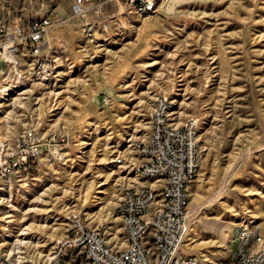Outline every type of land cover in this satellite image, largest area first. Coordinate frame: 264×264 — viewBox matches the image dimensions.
I'll list each match as a JSON object with an SVG mask.
<instances>
[{"label": "rangeland", "instance_id": "374dc122", "mask_svg": "<svg viewBox=\"0 0 264 264\" xmlns=\"http://www.w3.org/2000/svg\"><path fill=\"white\" fill-rule=\"evenodd\" d=\"M73 1L0 0L9 19H63L50 41L61 39L67 57L40 82L54 87L16 79L0 90V139L35 118L43 131L64 121L70 149L69 162L42 166L10 202L0 197V256L47 255L72 201L108 243L121 242L115 206L126 170L113 157L126 153L128 137L148 132V107L161 96L178 123L198 120L201 163L189 187L183 251L198 264H231L239 226L258 225L264 236V0H169L159 12L157 0L143 17L121 0H90L85 20L107 28L88 43ZM72 264L88 262L74 253Z\"/></svg>", "mask_w": 264, "mask_h": 264}, {"label": "built area", "instance_id": "2783aa9c", "mask_svg": "<svg viewBox=\"0 0 264 264\" xmlns=\"http://www.w3.org/2000/svg\"><path fill=\"white\" fill-rule=\"evenodd\" d=\"M89 1L74 0L71 7L73 17L81 20L86 43L94 40L96 30L107 28L100 20H85ZM121 1L128 14L138 17H143L138 15V8L146 7L149 2ZM168 2L160 0L157 12ZM63 22L46 13L26 21L0 16V90L16 79L28 80L30 86L54 87L32 80L31 72L54 74V61L67 59L63 41L58 38L55 45L50 41V33ZM24 52H32V60H25ZM101 102L107 104L108 98L102 96ZM171 112L166 108L165 97H154L147 110L152 116L150 142L142 143L141 137L137 154L126 155L124 148L113 157L124 167L126 163H135L144 170V179H137L133 188L127 190L126 207L116 212L120 223L128 225V235H122L119 243L117 238H113V243H106L104 228L91 225L84 211L72 201L65 215L64 234L56 239L47 255L29 257L31 264H72L74 253L84 255L88 264H93V259H101V264H198L197 258L185 254L182 248L185 228L190 226L189 187L195 178L190 177V165L200 167L201 163L198 135H195L198 120L190 117L189 124L176 126V122L168 120ZM41 124L35 118L0 139V185L6 186V193L0 197L5 201L10 202L11 195L28 186L42 166L70 161L69 134L64 121L52 123L44 131ZM141 155H149L147 165H139ZM15 171H23V181L14 180ZM159 188H166L168 207L165 210H158V202H152V194L159 193ZM248 225L239 226L234 236L236 247L231 252V260H238V264H258V258L264 254L260 227L257 240H263V247H257V253H250V246L245 245ZM146 230H153V237H146ZM153 244H160V251H153ZM66 249H73V256H66ZM0 264H10V257L1 255Z\"/></svg>", "mask_w": 264, "mask_h": 264}, {"label": "bare ground", "instance_id": "6f19581e", "mask_svg": "<svg viewBox=\"0 0 264 264\" xmlns=\"http://www.w3.org/2000/svg\"><path fill=\"white\" fill-rule=\"evenodd\" d=\"M158 4L157 0H149L147 2L146 7L138 8V15H150L157 10ZM25 60H32V52H24ZM56 68V63L52 64V73ZM52 74H46L44 72H31V76L33 80L45 81L51 77ZM17 88V87H16ZM2 98V97H1ZM17 98H13V102H16ZM166 108L170 109V103L166 100ZM168 113L169 122H176V126H184L185 124L190 123V118H187L185 121L178 123L175 120L174 111ZM148 123V132L142 137V143H149L150 136H152V116L148 113L147 118ZM195 135H197V127L195 126ZM140 150V138L127 141V151L131 153V151L138 153ZM126 151V155H128ZM120 168H118L119 172H122V168L126 170V173L122 176L120 181H123V186L120 191V196L118 202L115 206V211H121L126 207V195L127 190L133 188L134 184L137 183V179H144V170L137 168L135 163H126L125 167L120 165V160H115ZM149 162V155H141L139 157V165H147ZM199 165H190V177H194ZM23 174V171H15L14 177ZM152 202H158V210H165L168 207V199H166V188H159V193L152 194ZM71 206V205H70ZM67 223H65L66 225ZM190 227V226H189ZM189 227L185 228V236L188 232ZM122 235H128V225L121 224ZM258 225H248V231L245 232V245L250 246V253H257V247H263V240H257V232ZM103 237L105 238L106 243L107 239L105 237V231L103 230ZM118 237V236H115ZM114 237V238H115ZM146 237H153V230H146ZM256 243V246H254ZM153 251H160V244H153ZM66 256H73V249H66ZM10 264H31L29 261V257H10ZM93 264H101V259H93ZM231 264H238V260H231ZM258 264H264V254H261V257L258 258Z\"/></svg>", "mask_w": 264, "mask_h": 264}, {"label": "crops", "instance_id": "0c3cea01", "mask_svg": "<svg viewBox=\"0 0 264 264\" xmlns=\"http://www.w3.org/2000/svg\"><path fill=\"white\" fill-rule=\"evenodd\" d=\"M232 250V249H231Z\"/></svg>", "mask_w": 264, "mask_h": 264}]
</instances>
